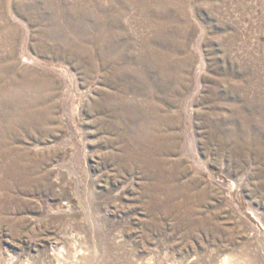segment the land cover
I'll list each match as a JSON object with an SVG mask.
<instances>
[{
	"label": "rangeland",
	"instance_id": "rangeland-1",
	"mask_svg": "<svg viewBox=\"0 0 264 264\" xmlns=\"http://www.w3.org/2000/svg\"><path fill=\"white\" fill-rule=\"evenodd\" d=\"M120 1L0 0V264H264V0Z\"/></svg>",
	"mask_w": 264,
	"mask_h": 264
},
{
	"label": "bare ground",
	"instance_id": "bare-ground-1",
	"mask_svg": "<svg viewBox=\"0 0 264 264\" xmlns=\"http://www.w3.org/2000/svg\"><path fill=\"white\" fill-rule=\"evenodd\" d=\"M93 4L92 7V17H93V48H94V60L96 59L97 62L104 61L105 64H107L108 58H103V50L107 48L108 46L117 45L122 41V43H130L135 44L133 40H131V25L127 21V14H128V3H123L120 0H92ZM126 2V1H125ZM136 3V2H135ZM86 5V4H85ZM87 6V5H86ZM153 6V5H152ZM89 7V6H87ZM90 8V7H89ZM151 9V7H149ZM83 9V8H82ZM87 9V8H86ZM149 9V10H150ZM159 9V8H158ZM60 10V9H59ZM147 10V11H149ZM144 11V10H143ZM146 11V10H145ZM156 11V10H155ZM68 12V11H67ZM154 12V11H153ZM153 12L152 15L154 14ZM146 14V12H145ZM147 15V14H146ZM158 15V14H156ZM148 17V16H147ZM146 17V18H147ZM158 20V19H157ZM149 21V20H148ZM151 21V20H150ZM154 22V21H151ZM158 22V21H157ZM156 24V23H155ZM159 24L157 23V27ZM154 27V25H151ZM146 27V26H145ZM151 27V28H152ZM133 28V27H132ZM155 28V27H154ZM167 28V27H166ZM156 29V28H155ZM154 29V30H155ZM159 29V28H158ZM133 30V29H132ZM152 30V29H151ZM131 31V32H130ZM158 31V30H157ZM141 32V31H140ZM137 33V32H136ZM153 33V32H152ZM158 33H156L157 35ZM144 35V34H143ZM142 35V37H143ZM159 35V34H158ZM157 35V37H159ZM154 36V34H153ZM161 36V35H160ZM128 41L126 42L125 39ZM141 37V36H140ZM145 38V36H144ZM170 38V37H169ZM138 39V38H137ZM160 38L155 37V41H158ZM140 40V39H139ZM92 41V40H91ZM142 42V41H141ZM146 55H154V42L153 39H145L143 41ZM79 44V43H78ZM137 46V45H136ZM144 49V48H143ZM93 51V50H92ZM148 52V53H147ZM128 53V52H127ZM25 60L29 61V63L32 64H38L41 66H47L48 63L45 62L43 59H41L38 56L33 55L31 52H29L28 49L25 50ZM129 54V53H128ZM110 55V54H109ZM124 54H121L120 56L123 57ZM120 58V57H119ZM137 59H141L140 57H137ZM146 59V56H145ZM123 61V60H122ZM119 63V62H118ZM126 64V63H125ZM147 65V64H146ZM203 65V64H202ZM102 66V65H101ZM112 66V65H111ZM115 66V65H114ZM116 67V66H115ZM127 67V66H126ZM102 68V67H101ZM202 68V67H201ZM113 69V68H112ZM61 70L70 73L66 68L65 65H61ZM114 73V72H113ZM114 77V76H113ZM17 78V77H16ZM106 78V77H105ZM21 80V79H20ZM113 80V79H112ZM23 82V80H22ZM16 83V82H15ZM25 83V82H24ZM110 84V83H109ZM26 89V88H25ZM82 102V101H81ZM78 108V106H77ZM264 108V107H263ZM261 110V109H260ZM75 111V110H74ZM263 113V112H262ZM262 116V115H261ZM264 117V116H263ZM263 121V120H262ZM259 123V122H258ZM263 123V122H262ZM261 125V124H260ZM264 125V123H263ZM264 129V128H263ZM264 131V130H263ZM263 139V138H262ZM258 143V142H257ZM250 144V143H249ZM194 144L191 142L189 145L190 149H194ZM256 146V145H255ZM258 148V147H257ZM256 149V148H255ZM259 150V149H258ZM261 152V151H260ZM259 153V152H258ZM199 162V161H198ZM200 163V162H199ZM203 163V162H201ZM229 190L232 191L236 187V183L229 182L228 184ZM157 193V192H156ZM159 193V192H158ZM173 194V193H172ZM157 195V194H156ZM160 196V195H159ZM171 196V195H170ZM231 196H233V192L231 193ZM160 198V197H159ZM166 198V197H165ZM170 198V197H169ZM154 199V198H153ZM156 200V199H155ZM173 200V199H172ZM162 201V200H161ZM162 203V202H161ZM169 205V204H168ZM174 205V204H173ZM176 205V204H175ZM179 206V205H178ZM146 207V206H145ZM195 207V206H194ZM90 208V207H89ZM168 209V208H167ZM175 209V207L173 208ZM177 209V208H176ZM249 209L256 215L257 218L261 219L260 214L257 213V211L252 208L251 206ZM165 210V209H164ZM171 210V209H170ZM151 211V210H150ZM168 211V210H167ZM189 211V210H188ZM153 214V213H152ZM168 214V213H167ZM244 214V213H243ZM93 215V214H92ZM188 215V214H187ZM195 220V219H194ZM255 230V232L261 236L263 234V231H261L256 224L252 225ZM263 236V235H262ZM227 245V244H226ZM224 262V261H223ZM226 264H229L228 260H225Z\"/></svg>",
	"mask_w": 264,
	"mask_h": 264
}]
</instances>
